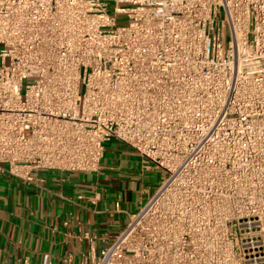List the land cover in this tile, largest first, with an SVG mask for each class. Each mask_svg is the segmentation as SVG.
Masks as SVG:
<instances>
[{
    "label": "built area",
    "instance_id": "2783aa9c",
    "mask_svg": "<svg viewBox=\"0 0 264 264\" xmlns=\"http://www.w3.org/2000/svg\"><path fill=\"white\" fill-rule=\"evenodd\" d=\"M112 139L162 178L78 264H264V0H0V172H96Z\"/></svg>",
    "mask_w": 264,
    "mask_h": 264
},
{
    "label": "crops",
    "instance_id": "0c3cea01",
    "mask_svg": "<svg viewBox=\"0 0 264 264\" xmlns=\"http://www.w3.org/2000/svg\"><path fill=\"white\" fill-rule=\"evenodd\" d=\"M158 174L115 139L105 144L96 172L40 170L30 181L0 172V259L39 264L46 253L54 264L68 255L78 264L89 248L81 232L119 233L153 193Z\"/></svg>",
    "mask_w": 264,
    "mask_h": 264
},
{
    "label": "rangeland",
    "instance_id": "374dc122",
    "mask_svg": "<svg viewBox=\"0 0 264 264\" xmlns=\"http://www.w3.org/2000/svg\"><path fill=\"white\" fill-rule=\"evenodd\" d=\"M113 8H114V3L113 2H108V4H107V11H108L109 14H113L114 13ZM223 18H224L223 12H222V10H219V12H218V19L221 20ZM124 22H125V18L124 17H119L118 20H117V23H124ZM161 178H162V175L159 172L158 178H157V179H159V181L156 183V186L154 185L155 188L158 186ZM155 188H154V190H155Z\"/></svg>",
    "mask_w": 264,
    "mask_h": 264
}]
</instances>
